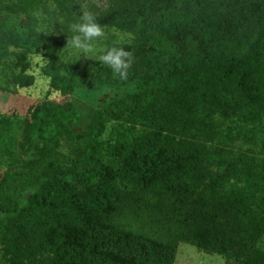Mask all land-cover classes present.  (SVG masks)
<instances>
[{
    "label": "trees",
    "instance_id": "16d2710c",
    "mask_svg": "<svg viewBox=\"0 0 264 264\" xmlns=\"http://www.w3.org/2000/svg\"><path fill=\"white\" fill-rule=\"evenodd\" d=\"M107 2L96 22L137 42L110 45L129 66L94 83L37 30L45 0L0 1V53L43 52L71 97L0 116V264H174L181 242L264 264V0Z\"/></svg>",
    "mask_w": 264,
    "mask_h": 264
},
{
    "label": "rangeland",
    "instance_id": "374dc122",
    "mask_svg": "<svg viewBox=\"0 0 264 264\" xmlns=\"http://www.w3.org/2000/svg\"><path fill=\"white\" fill-rule=\"evenodd\" d=\"M5 4L15 5L19 0H0ZM84 9L91 12L98 11L107 6L108 0H79ZM32 16L36 21L37 30L61 35L63 46L61 54L68 61H75L79 69L85 71L94 83L113 78V73L109 66L100 61L99 56L103 51L114 44H136L134 35L115 26H102L104 35L95 40L94 54H75L74 50L68 48V40L73 34L72 25L79 17H72L62 11L55 0H45V7H40L32 11ZM48 27H45V26ZM45 64L43 52L23 54L21 49L13 46L2 50L0 53V116L19 117L24 119L29 116L30 109L37 103L44 100H56L63 102L71 99L70 96L63 95L60 91L51 86V79L43 71ZM32 75L34 81L28 86L20 85L16 79L21 75ZM112 91H104L103 95L88 92L80 95L78 104L83 103L89 107H95L99 103H104V97ZM119 91H113L118 93ZM106 95V96H105ZM109 96V95H108ZM75 99V98H74ZM79 113L84 111L78 110ZM113 123L107 124L103 138H109L114 133ZM8 167L4 160L0 161V176ZM174 264H230L226 258L219 254L206 253L196 246L181 242L178 247Z\"/></svg>",
    "mask_w": 264,
    "mask_h": 264
},
{
    "label": "clouds",
    "instance_id": "9594fccd",
    "mask_svg": "<svg viewBox=\"0 0 264 264\" xmlns=\"http://www.w3.org/2000/svg\"><path fill=\"white\" fill-rule=\"evenodd\" d=\"M45 27H48L47 25ZM73 34L68 40V48L74 53L91 55L94 54V41L104 35V30L95 20L94 13L84 9L78 20L71 26ZM129 53L117 47H110L99 56L100 61L109 66L114 72L122 74L129 64Z\"/></svg>",
    "mask_w": 264,
    "mask_h": 264
}]
</instances>
